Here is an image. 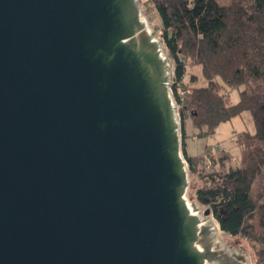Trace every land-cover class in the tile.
Returning a JSON list of instances; mask_svg holds the SVG:
<instances>
[{
  "label": "water",
  "instance_id": "water-1",
  "mask_svg": "<svg viewBox=\"0 0 264 264\" xmlns=\"http://www.w3.org/2000/svg\"><path fill=\"white\" fill-rule=\"evenodd\" d=\"M150 20L140 0H0V264H251L188 197Z\"/></svg>",
  "mask_w": 264,
  "mask_h": 264
},
{
  "label": "trees",
  "instance_id": "trees-1",
  "mask_svg": "<svg viewBox=\"0 0 264 264\" xmlns=\"http://www.w3.org/2000/svg\"><path fill=\"white\" fill-rule=\"evenodd\" d=\"M149 2L159 14L164 47L174 60L175 97L185 92L180 100L182 136L187 137L186 119L205 137L243 113L252 117L254 131L236 139L240 162L227 166L230 156L223 151L218 162L211 156L226 171L209 173L194 196L211 210L223 232L248 239L256 264H264V194L258 192L264 185V0ZM226 88H242L238 103H232ZM184 154L192 175L204 170V155L188 156L185 147ZM257 217L261 232L255 230Z\"/></svg>",
  "mask_w": 264,
  "mask_h": 264
},
{
  "label": "rangeland",
  "instance_id": "rangeland-1",
  "mask_svg": "<svg viewBox=\"0 0 264 264\" xmlns=\"http://www.w3.org/2000/svg\"><path fill=\"white\" fill-rule=\"evenodd\" d=\"M231 0H219V2L221 4H229ZM141 3V9L142 12H145L146 16H150V18L152 20H150V25L152 27H155L157 30V36H159L162 39L161 36V29H162V25H161V20L159 17V14L157 13L156 9L154 8L153 4L149 2V0H140ZM163 40V39H162ZM167 52V50H166ZM168 54V52H167ZM169 55V54H168ZM171 58V57H170ZM172 59V58H171ZM172 76H174V60L172 59ZM200 70V69H198ZM193 72H197L195 69H193ZM189 77H187L188 79ZM204 84V80L202 81ZM226 92L225 94L228 95L229 99L232 101L233 104L238 103V98H239V93L242 90V88H237V89H229L226 88ZM235 98V99H234ZM181 116V115H180ZM245 117V116H244ZM181 118V122H182V117ZM245 119V118H244ZM185 125V131H186V138H184L182 136V127H181V131L180 134L182 136V147H185V140L187 143V147L189 149V152L192 154V156L195 155H201L203 153H205L207 150V144L210 146H214L218 140L221 141V143L225 146V147H229L228 149H226L225 153L227 154V156L229 157V160L227 162V166H235L240 162L241 156H239V151L234 148L233 145H231V137H229L226 133H235V134H239V132L241 131H251L254 130V124L252 122V118L250 116L249 113V119L248 121H241V117H238V119H234L231 122H227V124H222L219 129L217 128L216 134L215 136H199L198 131L193 127V125L190 122V119H186L184 122ZM231 125H234V130L230 129ZM184 147L182 149L183 151V155L185 157L184 154ZM186 148V147H185ZM215 153L218 152V149L214 148ZM224 152V150H222ZM220 151V152H222ZM214 152L211 153V156L213 157H217L216 158V162H218V160H220L221 157H219L220 153L215 154ZM224 153V154H225ZM220 156H224L222 154H220ZM188 163V162H187ZM204 170H201L196 173V175H192L189 169V181H190V187L188 189V197L194 201L195 200V193H196V187L198 186H203L204 184H206L208 182V180L206 179L207 175L209 173H218V172H224L226 171L225 168H223L221 166V163L219 162L218 164H213V161L211 159V164H205ZM259 193L264 194V185H262L259 190ZM203 210H205L206 208L201 207ZM212 217L215 219L214 215L212 214ZM216 220V219H215ZM254 225H255V230L258 232H261V229L259 227V222H258V217L254 219ZM220 235L222 236L223 240L226 241H233V245L230 244L231 246H245V250L246 253L248 254V256H250V261L251 264H256V260H255V256H254V249H253V245L252 243H250V241L246 238H242V237H234V236H230L228 234H226L225 232L221 231Z\"/></svg>",
  "mask_w": 264,
  "mask_h": 264
},
{
  "label": "crops",
  "instance_id": "crops-1",
  "mask_svg": "<svg viewBox=\"0 0 264 264\" xmlns=\"http://www.w3.org/2000/svg\"><path fill=\"white\" fill-rule=\"evenodd\" d=\"M235 99V98H234ZM239 99V98H238ZM239 101V100H238ZM245 116V117H244ZM251 116V115H250ZM238 117H241V121L243 122V121H248V119H249V113L248 112H246V113H243L242 115H240V116H238ZM238 117L237 118H234V119H238ZM245 118V119H244ZM252 118V117H251ZM234 119H232L231 121H233ZM231 121H228V122H231ZM225 124H227V123H225ZM254 124V123H253ZM221 126V125H220ZM219 126V127H220ZM219 127H218V129H219ZM230 129H235L234 128V125H231V127H230ZM253 129H254V127H253ZM216 131H217V129H216ZM254 130H251V132H253ZM241 132H244V131H241ZM241 132H239V134L241 133ZM250 132V131H249ZM229 137H231V144H230V147H231V145H233L234 146V148L236 149V151L238 150V148H237V145H236V139H237V137L239 136V134H235V133H226ZM215 135H217L216 134V132L212 135V136H215ZM215 144V147L214 146H210V145H208L207 144V150H210L211 152L213 151L214 153H215V151H214V148L215 149H218V152L217 153H221L220 151H222V150H224V153H225V151H226V149H228L227 147H225L222 143H221V141L220 140H218L216 143H214ZM220 146V147H219ZM185 147H186V153H187V155L188 156H192V154L189 152V149H188V147H187V143H186V140H185ZM206 151V150H205ZM206 153V152H205ZM205 153H203V154H201V155H204ZM217 153H215V154H217ZM225 155H227L226 153H225ZM228 162V161H227ZM226 165H228L227 163H226Z\"/></svg>",
  "mask_w": 264,
  "mask_h": 264
},
{
  "label": "built area",
  "instance_id": "built-area-1",
  "mask_svg": "<svg viewBox=\"0 0 264 264\" xmlns=\"http://www.w3.org/2000/svg\"><path fill=\"white\" fill-rule=\"evenodd\" d=\"M171 83H170V92H172V95H173V99H174V103H176V109H177V113L179 114V117H181L180 115V111H181V108H182V104H181V102H180V100L185 96V92L184 91H182L181 92V94H180V96H179V98L180 99H177L176 97H175V94H174V91H173V87H174V85H176L177 84V81L174 79V76H172L171 77ZM220 147V146H219ZM213 152V151H212ZM210 150H208L205 154H204V158H205V163L206 164H208V165H210L211 164V159H212V157H211V153H212Z\"/></svg>",
  "mask_w": 264,
  "mask_h": 264
},
{
  "label": "bare ground",
  "instance_id": "bare-ground-1",
  "mask_svg": "<svg viewBox=\"0 0 264 264\" xmlns=\"http://www.w3.org/2000/svg\"><path fill=\"white\" fill-rule=\"evenodd\" d=\"M220 233H221V231H220Z\"/></svg>",
  "mask_w": 264,
  "mask_h": 264
}]
</instances>
